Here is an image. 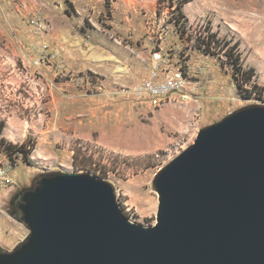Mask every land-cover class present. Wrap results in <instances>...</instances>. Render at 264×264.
Segmentation results:
<instances>
[{"label": "rangeland", "instance_id": "obj_1", "mask_svg": "<svg viewBox=\"0 0 264 264\" xmlns=\"http://www.w3.org/2000/svg\"><path fill=\"white\" fill-rule=\"evenodd\" d=\"M155 51L183 71L188 99L132 96ZM254 105L264 0H0V244L29 234L14 200L59 172L109 182L129 220L153 225L160 169L202 128Z\"/></svg>", "mask_w": 264, "mask_h": 264}, {"label": "water", "instance_id": "obj_2", "mask_svg": "<svg viewBox=\"0 0 264 264\" xmlns=\"http://www.w3.org/2000/svg\"><path fill=\"white\" fill-rule=\"evenodd\" d=\"M153 184L142 226L103 179L41 176L18 204L29 234L0 264H264V106L202 128Z\"/></svg>", "mask_w": 264, "mask_h": 264}, {"label": "built area", "instance_id": "obj_3", "mask_svg": "<svg viewBox=\"0 0 264 264\" xmlns=\"http://www.w3.org/2000/svg\"><path fill=\"white\" fill-rule=\"evenodd\" d=\"M151 66L131 90L136 99L152 100L157 104L166 99L189 98L188 79L180 68L170 70L160 51L151 56Z\"/></svg>", "mask_w": 264, "mask_h": 264}, {"label": "trees", "instance_id": "obj_4", "mask_svg": "<svg viewBox=\"0 0 264 264\" xmlns=\"http://www.w3.org/2000/svg\"><path fill=\"white\" fill-rule=\"evenodd\" d=\"M208 43H209V41H208ZM233 60H234L233 65H234L235 69L238 70V71H240L241 68H242V66H241V64L238 61H236V60H238V54L237 55H234ZM245 92H247L249 95L251 94V91L250 90H245ZM2 140H4V139H2ZM24 148H25V145L24 144H21V145H19V146L16 147V150L22 152L23 155L26 156V153L27 152L25 151Z\"/></svg>", "mask_w": 264, "mask_h": 264}, {"label": "flooded vegetation", "instance_id": "obj_5", "mask_svg": "<svg viewBox=\"0 0 264 264\" xmlns=\"http://www.w3.org/2000/svg\"><path fill=\"white\" fill-rule=\"evenodd\" d=\"M21 196V195H20ZM20 196H18L15 200H14V204L16 205V211L19 213V207L18 204L20 202ZM21 213V212H20ZM14 250V249H13ZM13 250H6L2 247V245L0 244V259L9 251H13Z\"/></svg>", "mask_w": 264, "mask_h": 264}, {"label": "bare ground", "instance_id": "obj_6", "mask_svg": "<svg viewBox=\"0 0 264 264\" xmlns=\"http://www.w3.org/2000/svg\"><path fill=\"white\" fill-rule=\"evenodd\" d=\"M150 203V202H149ZM151 205V204H150ZM155 206V205H154ZM152 208V207H151Z\"/></svg>", "mask_w": 264, "mask_h": 264}]
</instances>
